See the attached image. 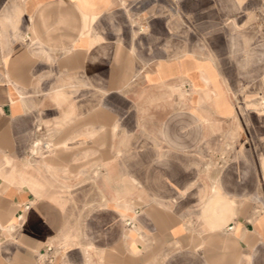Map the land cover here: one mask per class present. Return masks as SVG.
<instances>
[{
  "label": "crops",
  "instance_id": "obj_1",
  "mask_svg": "<svg viewBox=\"0 0 264 264\" xmlns=\"http://www.w3.org/2000/svg\"><path fill=\"white\" fill-rule=\"evenodd\" d=\"M257 13L0 0V264H263Z\"/></svg>",
  "mask_w": 264,
  "mask_h": 264
},
{
  "label": "rangeland",
  "instance_id": "obj_2",
  "mask_svg": "<svg viewBox=\"0 0 264 264\" xmlns=\"http://www.w3.org/2000/svg\"><path fill=\"white\" fill-rule=\"evenodd\" d=\"M245 18H246V14L243 13L241 15V19L244 20ZM253 21L256 22L257 26H258V28H257L258 37L264 38V13L253 14ZM229 32H230V30L227 29L225 35L228 36L230 34ZM246 32L248 33L249 29L243 30V34ZM231 87H233V86L231 85ZM240 87H241V91L238 92L237 94H233V97H234L236 102H239V101L243 100L244 98H246L248 91L251 89V85L249 83V78L242 77Z\"/></svg>",
  "mask_w": 264,
  "mask_h": 264
},
{
  "label": "bare ground",
  "instance_id": "obj_3",
  "mask_svg": "<svg viewBox=\"0 0 264 264\" xmlns=\"http://www.w3.org/2000/svg\"><path fill=\"white\" fill-rule=\"evenodd\" d=\"M208 96V95H207ZM115 129V128H114ZM197 129V128H196ZM197 131V130H196ZM172 163V162H171ZM166 166V165H165ZM245 168V167H244ZM227 178H225V180H226ZM237 182V181H236ZM235 184V183H234ZM236 185V184H235ZM240 186V185H239ZM240 188V187H239ZM241 189V188H240ZM234 190V189H233ZM242 190V189H241ZM258 253V252H257ZM256 255V254H255ZM259 254H257V256H258ZM264 255V254H263ZM255 257V256H254ZM263 259H264V257H263ZM264 264V263H263Z\"/></svg>",
  "mask_w": 264,
  "mask_h": 264
}]
</instances>
